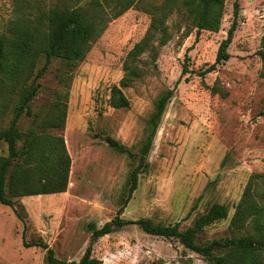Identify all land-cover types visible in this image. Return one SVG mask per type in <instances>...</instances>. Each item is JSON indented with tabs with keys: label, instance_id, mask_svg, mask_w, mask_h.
<instances>
[{
	"label": "rangeland",
	"instance_id": "1",
	"mask_svg": "<svg viewBox=\"0 0 264 264\" xmlns=\"http://www.w3.org/2000/svg\"><path fill=\"white\" fill-rule=\"evenodd\" d=\"M237 6L231 59L202 78L199 74L216 61ZM12 15V0H0V33ZM185 18L182 13L168 20L172 39L155 61L151 53L141 56L142 77L122 89L128 108L113 107L112 90L120 87L129 53L150 28L153 16L148 12L133 8L110 22L77 66L52 61L39 79L32 110L39 120L55 102L66 103L65 129H53V134L64 138L71 158L69 186L63 194L17 199L14 208L0 203V264H47V251L33 246L37 242L48 244L60 260L79 262L91 242L89 224L101 228L123 207L125 220L178 224L185 231L221 204L228 208V218L206 227L198 242L233 237L232 220L248 184L255 175L264 181V62L259 55L264 0H225L216 33L192 28L188 35ZM44 65L42 57L37 72ZM172 89L148 169L125 205L138 158L115 151L107 138L140 154L156 101ZM13 118L12 109L0 113L2 128ZM34 120L24 114L19 125L26 130L36 125ZM0 155H8L6 145ZM93 257L100 264H212L178 240L149 235L136 225L101 238Z\"/></svg>",
	"mask_w": 264,
	"mask_h": 264
},
{
	"label": "trees",
	"instance_id": "2",
	"mask_svg": "<svg viewBox=\"0 0 264 264\" xmlns=\"http://www.w3.org/2000/svg\"><path fill=\"white\" fill-rule=\"evenodd\" d=\"M13 15L5 30L0 33V113L12 109L14 118L7 128L0 125V153L7 146L8 155H0V203L14 208L17 199L40 195H55L67 192L71 170V158L64 138L53 134V129H65L67 107L60 101L52 104L47 113L37 118L32 104L39 95L44 73L54 59H61L69 67L83 62L93 43L104 34L108 25L133 8H140L153 16L145 38L129 53L126 75L120 87L112 90L111 103L114 108L123 109L130 102L122 89L143 75L140 58L151 53L155 61L161 47L167 45L172 34L168 20L174 15L185 14L189 28L201 31L219 32L225 11V0H12ZM239 26L238 6L227 38L221 43L216 61L199 75L205 78L219 66L231 59L229 48ZM264 44V43H263ZM264 62V45L259 52ZM45 65L37 72L40 59ZM174 96V89L164 92L156 101L155 110L147 128V136L140 150H131L107 138L115 151L138 158V166L129 176L125 205L138 189L140 174L148 169L151 153L161 120ZM67 97V94H65ZM12 102L15 105L11 107ZM37 121L29 129H22L19 120L22 115ZM253 176L243 197L236 207L232 220L233 237L225 241L208 244L198 242L199 234L208 226L228 218L226 206L215 204L210 211L199 217L192 227L182 231L179 225H156L148 219L125 220L124 207L118 215L101 228L89 224L91 242L79 261H64L56 257L55 251L44 242L33 246L47 251V264H100L93 257L95 244L127 226H139L145 233L166 239H176L185 248L200 254L212 264H264V181ZM258 178V179H257ZM124 205V206H125ZM17 216L24 221L20 213Z\"/></svg>",
	"mask_w": 264,
	"mask_h": 264
}]
</instances>
